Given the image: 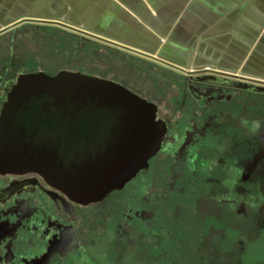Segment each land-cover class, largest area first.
Segmentation results:
<instances>
[{"label": "flooded vegetation", "instance_id": "obj_1", "mask_svg": "<svg viewBox=\"0 0 264 264\" xmlns=\"http://www.w3.org/2000/svg\"><path fill=\"white\" fill-rule=\"evenodd\" d=\"M16 31L0 33V111L20 75L80 71L47 55L45 40L59 37L32 30L44 41L34 44ZM83 38L73 43L92 41ZM154 63L175 79L125 86L156 105L165 136L122 187L80 202L38 172L0 170V264H127L133 253L160 264H264L255 255L264 241L258 79Z\"/></svg>", "mask_w": 264, "mask_h": 264}, {"label": "water", "instance_id": "obj_2", "mask_svg": "<svg viewBox=\"0 0 264 264\" xmlns=\"http://www.w3.org/2000/svg\"><path fill=\"white\" fill-rule=\"evenodd\" d=\"M220 73L256 78L264 91L263 78ZM156 109L123 83L78 70L22 74L0 111V170L35 171L76 201L98 200L132 179L161 147L166 126Z\"/></svg>", "mask_w": 264, "mask_h": 264}, {"label": "crops", "instance_id": "obj_3", "mask_svg": "<svg viewBox=\"0 0 264 264\" xmlns=\"http://www.w3.org/2000/svg\"><path fill=\"white\" fill-rule=\"evenodd\" d=\"M16 29L78 42L97 35L89 42L176 70L264 79V0H0V33Z\"/></svg>", "mask_w": 264, "mask_h": 264}, {"label": "rangeland", "instance_id": "obj_4", "mask_svg": "<svg viewBox=\"0 0 264 264\" xmlns=\"http://www.w3.org/2000/svg\"><path fill=\"white\" fill-rule=\"evenodd\" d=\"M53 35L59 37L60 41L56 43L55 39L52 40L50 38L45 40L44 47H49L47 55L53 58L58 56L65 58L66 64L72 67L77 66L81 72L109 79L112 77L117 81H121L124 85L125 80L127 83L134 84V82L131 81L134 78L141 79L145 77L150 84L151 82L165 83L166 81L175 79L158 64L125 53L124 50L109 48L104 45H97L90 42L76 45L73 43L74 37L71 38L65 34ZM31 37L36 38L38 36L34 35ZM54 46L56 47L55 49L53 48ZM57 46L59 48H57ZM40 52H42V50L38 53ZM130 75L133 76L131 77ZM134 85L136 86V84ZM255 255L259 261H264V241L259 240L257 242ZM126 262L127 264H160V262L154 259L146 257L140 258L136 253L130 254Z\"/></svg>", "mask_w": 264, "mask_h": 264}, {"label": "built area", "instance_id": "obj_5", "mask_svg": "<svg viewBox=\"0 0 264 264\" xmlns=\"http://www.w3.org/2000/svg\"><path fill=\"white\" fill-rule=\"evenodd\" d=\"M210 68V67H209ZM212 68V67H211ZM214 69V68H213Z\"/></svg>", "mask_w": 264, "mask_h": 264}]
</instances>
